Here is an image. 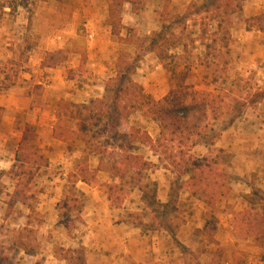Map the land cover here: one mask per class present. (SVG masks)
I'll use <instances>...</instances> for the list:
<instances>
[{"label":"rangeland","instance_id":"rangeland-1","mask_svg":"<svg viewBox=\"0 0 264 264\" xmlns=\"http://www.w3.org/2000/svg\"><path fill=\"white\" fill-rule=\"evenodd\" d=\"M3 1L8 0H0V33L5 30L7 33L3 34L0 47L3 48V55L10 54L12 61L6 64L0 61V80L10 76L12 81L16 77V81L17 78L23 80L18 79L16 85H25L30 79L24 76L33 73L27 62L40 52L39 45H54L52 41L58 32L65 36L62 39L68 48L63 53L44 55L47 61L57 63V60L77 61L81 58L82 70L88 55L96 57L94 52H87L88 33L84 23H87L90 12L102 16L104 5H108L110 0L94 3L92 0H83L85 6L80 1V13H71L74 2L78 3L79 0H11L9 2L18 4L12 13L9 8H2L1 4H5ZM145 1L144 10L151 0ZM205 1L208 0H168L172 19L167 24L174 25L176 35L184 33L182 38L186 50L182 46L166 50L164 60L159 59L149 47L153 32L165 27L164 21L157 23L152 17L141 19L138 21L139 31L135 29L134 33L130 29L133 27L126 26L122 38L109 33L107 35V28L103 29L101 36L106 39L105 43H110L111 39L117 48L109 51L119 54V62L116 63V58L108 50L103 52L105 62L110 66L114 64L107 74L109 79L118 71L119 63H127L135 67V83L141 84L144 92L152 95L154 100L171 94L175 95L174 98L182 96L185 99V94L191 95L193 91L205 94L198 95L195 98L198 101L209 99L206 94H210L213 100L210 111L202 120V133L192 137L193 141L200 142L197 145H192L184 136L187 133L185 128L197 122L196 110L188 113L183 125L181 121L177 122L181 124V130L174 132L163 130L152 117L139 113L131 115L130 120L136 127L147 130L155 141L162 140L167 145L159 147V150L156 147L155 150L139 142L131 144L130 152L141 154L154 164L143 171V191L140 185L133 183L132 174L126 177V181L121 180L115 205H124L129 209L126 215L121 214L122 219L134 220L136 223L144 220L145 227L153 231L165 230V225L175 231L174 236L168 232L171 237L168 246L176 251L174 259L178 264H264V141L254 146L256 138L264 137V97L260 99L264 96V48L249 44L246 49H242L235 44L236 39L232 35L228 36V31L240 29L241 25L243 28L245 21L247 24L248 18L241 11L231 17V24L228 21L230 18L223 20L225 29L217 35L216 40L210 33L205 36L200 27L203 28L204 23L210 21L209 28L214 29L217 22L223 19L220 15L227 4H230L227 9L230 13L245 3L241 0H218L216 7L221 6L219 11L196 13L198 9L205 10L206 7L200 8ZM148 10L151 15V5H148ZM261 13H264V5ZM122 16L126 17L123 13ZM137 32H140L139 35ZM56 40L61 41L59 38ZM209 44L215 47L212 57L206 56L205 45ZM84 54L87 55L86 60ZM14 74L17 76L11 77ZM107 82L108 79L104 81ZM38 87L34 89L40 95ZM186 100L191 102L188 98ZM176 115L183 114L177 110ZM20 124L24 127L25 121L20 120ZM182 138L183 153H180L178 144ZM103 139L105 137L101 136L100 140ZM30 140L35 145L33 137ZM228 142H231L230 145H227ZM15 145L8 143L6 148L10 154ZM34 145L26 149L29 153H36L34 161L27 167L20 165L14 174H21L23 178L31 175L30 190L26 196L30 197L28 202L37 207L41 193L49 192L50 188L49 181L37 170L36 165L45 162L37 158V145ZM167 148L175 159L183 160L185 167H191L193 171L181 176L183 173L179 172L178 167L169 165L171 161L164 154ZM154 155H159L161 160L157 161V157L153 159ZM191 161L200 166H191ZM14 174L0 177V264H29L24 262L26 256L19 249L21 243L31 253H44L40 264H60L49 258L48 254L51 252L57 258L64 257V247L69 244V238L62 231L63 226H47L46 215L36 210L26 217V208L14 201L13 194L11 199L8 197ZM134 177L139 178V175ZM160 183H165L166 188L170 187L168 203L171 202L165 208L155 204V201L161 202L158 199ZM5 203L12 206L10 210H6ZM2 219L5 221L2 222ZM24 222L27 226L23 225ZM188 222L193 224L189 225ZM257 235L260 237L257 238ZM27 260L32 263L31 257Z\"/></svg>","mask_w":264,"mask_h":264},{"label":"crops","instance_id":"crops-1","mask_svg":"<svg viewBox=\"0 0 264 264\" xmlns=\"http://www.w3.org/2000/svg\"><path fill=\"white\" fill-rule=\"evenodd\" d=\"M80 1L83 2V0H79L78 3L74 2L73 7H75L71 13H77L76 11L80 13L82 11L79 5ZM92 1L94 3V1L98 0ZM244 1L241 11L244 17L249 19L261 14L264 0ZM146 4L147 1L141 5H137L135 1H124L120 14L122 25L119 36L112 33V26L109 23L111 18L107 8L110 7V3L104 5V14L102 16L100 14L96 15L94 12L92 14L90 12L87 15V23H84L88 33L87 52H94L96 57L91 58L88 55V61L82 70L80 69L82 67L81 58L77 61L57 60V63L46 60L44 55L56 52L63 53L68 48V44L62 39L65 36L58 32L55 37L61 41L54 38L52 41V43H55L54 45H39L40 52L27 62L33 73L24 77L30 80L20 87V85L16 84L19 80H23L17 78V81L12 82L8 88L0 93V107L3 108L0 129L1 178L17 173L20 165H25V167L31 165L27 161H17V153L25 152V147L29 144V141L31 142L30 138L33 137L34 143L37 145L38 157L41 156L45 160L43 165H36L37 170L39 174L45 176L46 181H49L48 187L50 191L41 193L40 201L36 204L37 207H35V204L28 202L29 196L26 201H23V199L14 201L21 203L22 207L26 208V217H29L30 213L36 210L46 215L47 226L50 224L63 226L61 227L62 231L69 238V244L64 248L68 249L72 246L84 247L87 251V264H178V261L175 262L176 259H174L177 256L176 251L168 246L170 235L166 229L153 231V229L145 227L144 220H141V223H136L134 220L130 221L126 218H121L122 213L126 215V210L129 209H126L124 205L123 207L115 205L110 198V188L114 184H120L121 178L110 169L100 168L101 156L95 153L89 154L86 142L79 138L78 135L73 139H60L54 136V129L55 127L57 128L59 122L57 117L58 104L61 101H69L75 106L88 105L93 100L103 98L107 85L104 81L107 79L109 81L117 76V72L116 74L113 73L110 79L108 78L110 76L107 75L114 67V64L110 66V64L105 62L103 52L111 49L117 50V48L115 42L111 39L110 43H105L106 39L102 37L104 27L107 28V35L109 33L122 38L124 35L123 29L126 26L133 27L130 29H133L134 33L136 32L135 29L139 31L138 21L140 22L141 19L152 17V20H156L157 23H163L160 19L163 0H151L148 4L153 9L151 15L148 14V5L144 10ZM82 5L85 6V3L83 2ZM135 6L139 8L136 10ZM86 7L84 12L87 10ZM122 13L126 16L125 18H123ZM107 22L108 25H106ZM0 31H2L1 28ZM4 33H7L6 30L0 33L1 42H3ZM139 33L137 32L138 35ZM231 35L236 39L235 44L242 49H246L249 44L264 48L262 30L258 27L248 29L246 21L243 28L242 25L240 29L235 28ZM110 53L116 58V63L119 62V54L116 55L112 51ZM9 56L10 54L3 55V48L0 47V61L5 64L11 62V56ZM147 56H145V59ZM86 57L87 55L85 60ZM155 67L158 68L157 65ZM37 85L39 86L40 95L34 89ZM74 110L75 114L76 109L74 108ZM63 118L68 121L66 125H71V128L76 130L77 133L83 126L82 117L80 116L74 119L70 116ZM20 120L25 121L24 127L20 124ZM128 122L130 126H135L130 118ZM262 128L264 131V124ZM261 141H264V137L262 139L256 138L254 146L261 143ZM10 142L11 145L13 143L16 144L14 149H11V154L8 151L9 149L6 148ZM230 143L228 142L227 145H230ZM156 157L157 161L161 160L159 155H154L153 159ZM147 160L152 165L154 164L151 160ZM17 163L18 166L16 165ZM83 167H87V171H83ZM165 171H168V169H165ZM83 174H86L85 177L89 181L85 179ZM12 176L14 177L13 187L8 190L11 192H8L10 199L12 194L16 193L19 185L18 180L23 175L14 174ZM74 194L82 201L83 214L79 219V227L70 229L62 222L64 220L62 208L64 200L69 195ZM158 194V199L161 203H167L170 198V187L166 188L165 183H160ZM5 206L6 210H10L12 207L9 203H5ZM13 206L15 208L16 205L13 203ZM4 221L2 219V222ZM188 223L189 225L190 223L191 225L193 224L192 222ZM24 224L26 225V222ZM19 249L26 256L24 262L29 264L39 263L40 258L44 255V253H31L28 248L25 249L21 246H19ZM48 256L60 264H69L65 257L58 256V259L51 252ZM29 257L32 258V263L28 262L27 259Z\"/></svg>","mask_w":264,"mask_h":264},{"label":"trees","instance_id":"trees-1","mask_svg":"<svg viewBox=\"0 0 264 264\" xmlns=\"http://www.w3.org/2000/svg\"><path fill=\"white\" fill-rule=\"evenodd\" d=\"M9 1L11 0H8V2L3 1L5 4H1V6L3 9L9 8L10 13H12L18 8V4ZM124 1H135L136 3H139V5H141V2L143 0H110L109 12L111 19L109 20V23L112 26V33L117 36H119L121 32L122 24L120 14ZM243 1L244 0H241V2ZM218 2V0L205 1L202 4L203 6L200 7H206L205 10L198 9L196 13H208L212 10L219 11L221 9V6L216 7ZM225 7L226 9L222 7L225 10H223V14L220 15V17H222L223 19L217 22L214 29L212 27L211 29L209 28L210 21L204 23L203 28L200 27L202 33H204L205 36L210 33L211 36L214 37L213 39L216 40L217 35H219L225 29L223 20H228L227 18H230V20L228 21L229 24H231V17L235 13L242 11L243 4L241 3L239 7L234 8L230 13L227 10L229 9L230 4H227ZM138 8L139 7L137 6L135 9L137 10ZM169 12L170 9L168 8V0H163V12H160V19L161 21L165 22V27H163L159 32L154 33L150 38V49L155 52L161 60L165 59L167 54L166 50H169L171 48H178L180 46H182L183 49L186 50V45L183 43L184 39L182 38L184 37V33H179V35H176L175 33L177 32H175L174 25L167 24L168 21L172 19V16ZM250 22L253 24H251ZM255 26L264 32V13L247 19L248 29H251ZM227 33H229L228 36L231 35L230 31H228ZM205 46L207 48L206 56L212 57V53L215 51L214 45L209 44ZM134 70L135 67L131 66L130 64L122 62L119 63L117 76L111 78L107 82L105 96L103 98L93 100L88 105L75 106L69 101H61L58 104L57 117L59 118V122L57 128L55 127L54 129V136L60 139H73L78 135L79 138L83 139L86 142L89 154L95 153L101 156L100 168L110 169L116 175L120 176L122 181H126V177L132 174L133 183L140 185L139 188L143 191L141 182V178L144 175L143 171L151 168L152 163L145 159L143 155L137 154L133 151L130 152V148L132 147L131 144L139 142L142 145L149 146L153 149L155 148V150L157 147L159 150V147L166 146L167 142H164L162 140H159V142L155 141L147 130L133 125L130 126L128 119L131 117V115L139 113V115L142 114L143 116L152 117L156 122L160 123L163 130L174 132L175 130H181L180 125H183L185 123L186 119L188 118V113L191 112V110H196L198 112L197 122H195V124H190L189 128H185V132L187 133L186 135L184 134V136H186L187 140H189L192 145H197L200 142L198 143L197 141H193L192 137L193 135L198 137V135L202 133L201 123L207 115V112L210 111L213 100L210 94H206L209 99H199L198 101L197 99H195L198 97V95H205H202V93H200L199 91H193L190 93L191 95L184 93L185 99L182 98V96H180L179 98H174L175 95L171 94L158 101L154 100L151 95L144 92L143 86L135 83L133 78ZM14 76H17V74H14L11 77ZM9 77L0 80V93L8 88L9 85H11L12 82L14 83V81L16 80L15 77V79L11 81ZM263 97L264 96H261L260 99H263ZM186 98L190 99L191 102H188ZM260 99L258 101H260ZM74 108L76 109L75 114ZM177 110L182 112L183 115L177 116ZM2 116L3 108L0 107V129ZM66 116L73 117V119L77 116L82 117L83 126L78 131V133L76 132V130L71 128V125H66L68 121L63 118ZM179 121H181V124L177 123ZM113 134L115 135V137L112 138L111 136ZM101 136L105 137L103 141L100 140ZM183 139L184 138L179 140L178 144L180 145V153H183ZM172 142L174 143V141ZM33 145L34 144H31V142L29 141V144H27L25 148L27 149L28 147H33ZM164 154L167 155L168 159L171 161L169 165L171 166L172 164H174L179 168V172L183 173L181 174V176H184L185 174L191 173L193 171L191 167H185L186 163L183 160L179 161L175 159L173 157V153H170V150L168 148L165 149ZM35 155L36 153H29L27 150L25 152L21 151L17 153V161H27L29 164H31L36 158ZM37 158L45 161L43 160V158H41V156L38 157L37 155ZM191 158L193 157L191 156ZM194 161H191V166H195L196 168H198L200 164H197V162ZM16 165L18 166V163ZM83 168V171H87V167ZM173 170L176 171L174 168ZM1 175L2 173H0V177ZM83 175L84 177L86 176V174ZM136 175H139V178L134 177ZM30 178L31 175L21 179L19 185L17 186V191L14 194L15 200L23 199V201H26V195L28 190L30 189L31 184ZM85 179L87 178L85 177ZM131 182L132 181H130L129 183ZM119 188L120 186H118V184H114L110 188V198L114 204H116L117 201L116 195ZM173 192L174 187L172 190V195ZM68 197L63 202L62 211L64 220H62V222L71 229L74 227H79V219L83 214V208L82 201L80 200V198L76 197L75 194L69 195ZM170 202H167L168 204H163L159 201H155V204L165 208L167 206H170ZM165 228L169 233H172L173 236L175 235V231H173L168 225H165ZM256 237L259 238L260 236L257 235ZM19 245L27 249L24 243H21ZM64 254V257L68 260L69 264H87V251L82 246H72L66 249ZM37 264H40V262Z\"/></svg>","mask_w":264,"mask_h":264}]
</instances>
